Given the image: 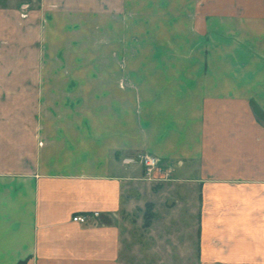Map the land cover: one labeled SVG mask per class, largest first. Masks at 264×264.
<instances>
[{
  "label": "crops",
  "instance_id": "0c3cea01",
  "mask_svg": "<svg viewBox=\"0 0 264 264\" xmlns=\"http://www.w3.org/2000/svg\"><path fill=\"white\" fill-rule=\"evenodd\" d=\"M17 2L0 4V264H126L128 215L155 220L167 192L202 247L245 238L264 264V0ZM130 32L181 50L127 57Z\"/></svg>",
  "mask_w": 264,
  "mask_h": 264
},
{
  "label": "rangeland",
  "instance_id": "374dc122",
  "mask_svg": "<svg viewBox=\"0 0 264 264\" xmlns=\"http://www.w3.org/2000/svg\"><path fill=\"white\" fill-rule=\"evenodd\" d=\"M9 1L0 0V4H6ZM26 1L18 0L17 2L19 10L22 9L20 8L21 6L26 5L21 10L22 18L26 17V13H24L28 5ZM130 33L127 35L125 46L112 47L116 51L119 49L120 53L126 54L127 57H132L135 54L166 53L168 48L181 50V39L176 38L172 46H152L149 38L138 40L133 36L132 32ZM100 49L99 45H83L77 47V53H99ZM126 65H133V62L127 61ZM159 165L161 166V164ZM191 195H193V192ZM170 197L174 201L177 200L170 192L161 197L159 193L151 199L154 205V212L156 213L155 220H151V217H149V210L146 205H141L138 209L132 208V214L128 215V220L126 221V264H235L233 261L237 262L236 264H262L260 251L257 252L260 248L246 246L245 238H243L244 246L236 247L231 244V246L225 247V245L222 247L216 240L211 239L207 247H202L201 238L198 236L199 222L197 221L196 207L194 205L190 207L188 213L189 221H182L180 220L181 216L171 213V210L174 211L177 206L174 205L172 209L170 205L163 204L165 199ZM148 218L152 226L151 230L147 232L145 225ZM242 224L246 226V222ZM203 249H205V253L202 252ZM246 251L249 253L252 251L256 254H246Z\"/></svg>",
  "mask_w": 264,
  "mask_h": 264
},
{
  "label": "built area",
  "instance_id": "2783aa9c",
  "mask_svg": "<svg viewBox=\"0 0 264 264\" xmlns=\"http://www.w3.org/2000/svg\"><path fill=\"white\" fill-rule=\"evenodd\" d=\"M136 161L142 168L143 179L147 182H159L166 180L167 173H162L159 166V159L151 154L142 153L138 154ZM98 213L94 212L93 216H97ZM88 218L85 215H77L72 218V222L86 223Z\"/></svg>",
  "mask_w": 264,
  "mask_h": 264
}]
</instances>
